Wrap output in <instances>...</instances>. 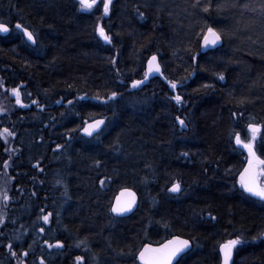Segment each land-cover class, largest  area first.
<instances>
[{
  "label": "trees",
  "instance_id": "1",
  "mask_svg": "<svg viewBox=\"0 0 264 264\" xmlns=\"http://www.w3.org/2000/svg\"><path fill=\"white\" fill-rule=\"evenodd\" d=\"M192 2L113 0L103 16L101 3L84 13L76 0H0V21L11 30L0 37V100L10 102L7 90L19 87L28 105L0 116V129L15 132L7 143L0 139L9 197L1 208L0 264H76V256L84 264H138L144 244L174 236L192 245L183 264H220L219 243L237 236L247 242L233 264H264V202L236 183L246 159L233 136L243 138L248 123L264 124V0H212L209 13ZM17 22L34 33V47ZM97 24L112 44L101 42ZM206 26L226 35L202 54L198 34ZM152 55L164 75L132 89ZM168 81L182 82L172 90ZM113 91L115 100L92 99ZM93 119L106 126L99 139H83L79 132ZM177 182L180 193L169 195ZM125 188L137 194L138 207L116 218L112 202ZM48 213L45 224L39 217ZM56 239L64 248L44 243Z\"/></svg>",
  "mask_w": 264,
  "mask_h": 264
},
{
  "label": "snow or ice",
  "instance_id": "2",
  "mask_svg": "<svg viewBox=\"0 0 264 264\" xmlns=\"http://www.w3.org/2000/svg\"><path fill=\"white\" fill-rule=\"evenodd\" d=\"M98 2L102 3L103 16H108L110 12V8L113 0H78L79 8L78 10L81 12H92L98 5ZM191 7L193 9H200L203 13H209L213 8L212 0H207L206 3L202 2V0H193ZM245 7H247L245 5ZM264 8V6H262ZM219 11V6L216 8ZM140 16L143 17V13H140ZM102 18V17H101ZM15 30H19L23 37H26V40L31 44H36L37 39L32 31H30L27 27H25L22 23L17 22L15 24ZM96 32L98 37L107 44L113 43V37L110 35L105 28L97 24ZM10 33V28L7 23L0 21V35H7ZM202 37L201 48L202 49H211L216 48L226 35L223 31L214 28L212 26H206L201 29V32L198 34ZM232 38V37H229ZM193 60L196 59L195 56L192 57ZM111 63L115 65L116 61L112 60ZM118 71V70H117ZM154 74H159L163 76L164 73L161 68V64L158 62L157 55H152L147 60V67L144 71L143 79L133 80L131 82L132 89L140 88L150 76ZM219 80H224L225 77L222 73L217 74ZM182 81H168V85L172 90H176L178 85ZM123 83V81H121ZM4 84L0 81V88H3ZM206 87H210V85H206ZM11 95L15 97V102L20 107H28V105L22 102L21 90L19 87H13L8 89ZM30 96L31 93H28ZM118 96L116 91H113L110 96L106 99H102L99 95L92 97V99L100 100L102 103H107L109 100H115ZM88 98L87 95L78 97L79 100H84ZM171 99L175 100V102L179 105L182 102V96L180 94H176L171 97ZM33 104H37L39 106V102L37 100H32ZM59 103V101H57ZM69 104L72 101H68ZM246 103V100L242 99L240 104ZM0 111H4L2 107H0ZM233 115H236L233 113ZM243 115V113H241ZM179 125L181 127H186L185 121L176 118ZM104 119H93L91 122L85 121L84 127L82 128V132L85 136L95 137L99 139L100 134L103 132V126L105 125ZM75 131V130H73ZM15 132L5 127L0 129V139H3L5 143L8 142L9 137H14ZM235 145L237 149H242L247 153L246 166L243 167V170L238 174V180L236 183L239 185V189L242 190L243 194H247L249 197L256 198L260 202H264V157L258 154V152L264 151V124L258 123H248L246 125V133L242 138L239 132H235L233 134ZM259 142V147H258ZM57 147H61L57 145ZM7 151V149H6ZM182 155L187 156L188 153H182ZM97 166H99V161H97ZM4 167L7 169L9 167L8 161L4 162ZM107 179V178H106ZM59 183V181H57ZM105 184V180L100 181L101 187ZM169 192L179 193L181 191V185L177 182L172 185ZM0 198H2L5 202L8 201L9 197L6 191L0 192ZM136 205V194L132 192L130 189H123L118 197L115 199V203L111 206V212L116 214L117 216H122L125 213H129L133 210V207ZM44 210L41 209V212ZM52 213H48L46 215H42L39 219L43 220L45 224L50 222V217ZM215 219V217H211ZM4 217L3 214H0V224L3 223ZM44 228H40V232H44ZM259 238H264V232L259 234ZM257 239V237H253V240ZM247 241L241 238V236H237L236 238L227 239L222 243H219V253L222 256V264H233V253L234 250L245 244ZM45 244L48 245L49 248H64V243L56 239L55 243H50L48 240L44 241ZM85 241L81 240L76 244V247L79 248L81 245H85ZM31 247V246H29ZM7 248L13 257L17 256V253L13 251V245L11 243L7 244ZM87 251L88 249L85 248ZM190 250V241L188 239H181L180 237H173L170 240H167L164 243H161L157 247H153L151 244H144L143 247L139 250L136 259L139 260L140 264H183L184 257L187 255ZM123 254V252H121ZM131 254V253H129ZM28 252H24L23 256H27ZM95 259V257H94ZM76 264H84L83 256L75 257ZM18 264H23L22 260H18ZM40 264H45L43 259L40 260Z\"/></svg>",
  "mask_w": 264,
  "mask_h": 264
},
{
  "label": "water",
  "instance_id": "3",
  "mask_svg": "<svg viewBox=\"0 0 264 264\" xmlns=\"http://www.w3.org/2000/svg\"><path fill=\"white\" fill-rule=\"evenodd\" d=\"M18 32H20L19 30H17ZM9 34H7V35H0V37H6V36H8ZM23 36V35H22ZM24 38V40H25V42L29 45V46H31V47H34L35 46V44L33 45V44H31L30 42H28L27 40H26V37H23ZM221 44H222V41H221V43L216 47V48H218V47H220L221 46ZM216 48H211V49H216ZM210 49H202L201 48V52L202 53H206V52H208ZM146 67H147V64H146ZM157 75H159V74H154V75H152V76H150L149 77V79L148 80H150L151 78H153L154 76H157ZM148 80L143 84V85H145L147 82H148ZM105 120V119H104ZM89 122H91V121H89ZM105 122H106V120H105ZM178 122V121H177ZM178 125H179V123H178ZM105 126H106V123H105V125L103 126V130H104V128H105ZM84 127V126H83ZM179 127L182 129V130H184V131H187V127H181L180 125H179ZM80 134L86 139V140H90V139H92V138H94L95 137V135L93 136V137H88V136H85L84 134H83V132H82V130H81V132H80ZM234 145H235V140H234ZM235 148L237 149V147H236V145H235ZM237 150H239V151H241V153H243L244 155H245V157H246V155H247V153L246 152H244L242 149H237ZM245 166H246V164H245ZM243 170V169H242ZM123 190V189H122ZM121 190V191H122ZM121 191H119L118 192V194L114 197V199H113V202H112V205L115 203V199H116V197H118L119 195H120V193H121ZM132 192H134L133 190H131ZM169 192V191H168ZM180 193V192H179ZM179 193H172V192H169V194H171V195H174V196H176V195H178ZM136 194V193H135ZM250 198H252V199H254V200H257L256 198H253V197H250ZM258 201V200H257ZM138 203H139V199H138V196H137V194H136V205L133 207V210L131 211V212H129V213H125L124 215H122V216H117L116 214H114V213H112V215L114 216V217H116V218H125V217H128V216H130L131 214H133L135 211H136V209H137V207H138ZM174 237H177V236H174ZM173 238V237H172ZM172 238H170V239H172ZM181 238V237H180ZM170 239H168V240H170ZM181 239H184V238H181ZM264 239V238H263ZM167 241V240H166ZM166 241H164V242H166ZM163 242V243H164ZM160 245V244H159ZM159 245H152L153 247H157V246H159ZM191 248H192V245H191V243H190V250H191ZM189 250V251H190ZM188 251V252H189ZM234 254H235V250H234V253H233V260H234ZM219 255H220V253H219ZM137 262H138V264H140V262H139V260L137 259ZM220 264H222V256L220 255Z\"/></svg>",
  "mask_w": 264,
  "mask_h": 264
},
{
  "label": "rangeland",
  "instance_id": "4",
  "mask_svg": "<svg viewBox=\"0 0 264 264\" xmlns=\"http://www.w3.org/2000/svg\"><path fill=\"white\" fill-rule=\"evenodd\" d=\"M76 1L78 3V0H76ZM101 8H102V5H101ZM94 10L95 9H93V11ZM102 12H103V9H102ZM84 13H89V12H84ZM0 107H2L4 109V111H0V116H2L4 114H9V112L11 110L15 109V108H20V107H18V105L15 102V97H13L12 100H10V102L9 101H6L4 98L1 99L0 100ZM3 178H4V175L3 174H0V192H4L5 191V183L3 182L4 181ZM1 208H3V199L2 198H0V214H2V209Z\"/></svg>",
  "mask_w": 264,
  "mask_h": 264
},
{
  "label": "bare ground",
  "instance_id": "5",
  "mask_svg": "<svg viewBox=\"0 0 264 264\" xmlns=\"http://www.w3.org/2000/svg\"><path fill=\"white\" fill-rule=\"evenodd\" d=\"M99 3H101V2H98V4ZM101 5H102V3H101ZM14 29H15V26H14ZM11 31V30H10ZM17 31V30H16ZM18 32V31H17ZM20 33V32H19ZM21 34V33H20ZM22 35V34H21ZM101 40V39H100ZM101 42L104 44V45H108L107 43H105L104 41H102L101 40ZM201 42H202V38H201V40H200V51H201ZM222 45V44H221ZM219 48V47H218ZM211 50V49H210ZM202 53V52H201ZM202 54H204V53H202ZM149 59V58H148ZM146 64H147V62H146ZM145 70H146V66H145ZM31 105H34L33 103H31ZM82 130V129H81ZM81 130H80V132H81ZM80 132H79V135L83 138V139H85L81 134H80ZM172 187V186H171ZM170 187V188H171ZM169 188V189H170ZM168 194H169V192H168ZM169 195H171V194H169ZM171 196H174V195H171Z\"/></svg>",
  "mask_w": 264,
  "mask_h": 264
},
{
  "label": "flooded vegetation",
  "instance_id": "6",
  "mask_svg": "<svg viewBox=\"0 0 264 264\" xmlns=\"http://www.w3.org/2000/svg\"><path fill=\"white\" fill-rule=\"evenodd\" d=\"M13 97H14V96H10V100H12ZM18 107H20V106L18 105Z\"/></svg>",
  "mask_w": 264,
  "mask_h": 264
}]
</instances>
